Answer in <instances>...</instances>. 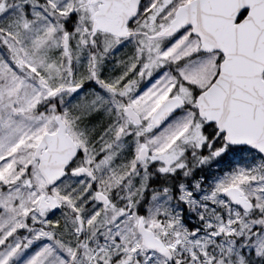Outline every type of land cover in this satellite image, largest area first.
I'll list each match as a JSON object with an SVG mask.
<instances>
[{
  "label": "snow or ice",
  "instance_id": "snow-or-ice-1",
  "mask_svg": "<svg viewBox=\"0 0 264 264\" xmlns=\"http://www.w3.org/2000/svg\"><path fill=\"white\" fill-rule=\"evenodd\" d=\"M0 264H264V0H0Z\"/></svg>",
  "mask_w": 264,
  "mask_h": 264
}]
</instances>
